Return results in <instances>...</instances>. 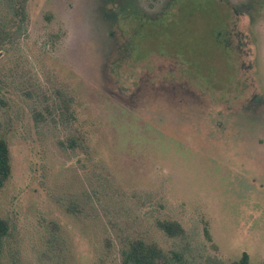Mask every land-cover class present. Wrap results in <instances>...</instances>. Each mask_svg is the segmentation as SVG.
<instances>
[{
  "label": "rangeland",
  "instance_id": "obj_1",
  "mask_svg": "<svg viewBox=\"0 0 264 264\" xmlns=\"http://www.w3.org/2000/svg\"><path fill=\"white\" fill-rule=\"evenodd\" d=\"M228 1L27 0L25 30L0 51L1 264H119L133 232L179 242L155 217L201 255L264 260V0ZM54 87L74 95L84 152L33 119L32 89Z\"/></svg>",
  "mask_w": 264,
  "mask_h": 264
},
{
  "label": "trees",
  "instance_id": "obj_2",
  "mask_svg": "<svg viewBox=\"0 0 264 264\" xmlns=\"http://www.w3.org/2000/svg\"><path fill=\"white\" fill-rule=\"evenodd\" d=\"M176 1V0H173ZM230 3L228 0H221ZM27 0H0V51L5 44H13L20 38L27 23ZM122 14H129L136 18L155 20L161 14L148 15L140 10L128 8ZM131 14V15H130ZM52 91H44L42 94L36 93L32 89L35 97L31 93L28 98H33L30 104L31 113L36 125H44L45 130L62 133L56 136V145L61 149L70 152L71 155L79 151L84 152L89 148V140L86 133L80 126L77 115L75 98L70 94V99L66 102L64 90L56 87ZM55 89V90H54ZM48 115V118L45 116ZM51 124V126H48ZM1 133V132H0ZM11 176L10 151L5 137L0 134V190ZM78 193L70 192V213L75 217L85 215V206L79 199ZM154 226L171 238H179V242L172 247L164 249L154 239H146L141 234L129 233L120 239L118 247L119 264H188L189 261L200 257L202 264H249V256L242 252L240 257L230 262H224L210 255H201L196 245L191 244L187 233L182 225L169 218H154ZM9 233V222L0 217V264L3 255V242ZM204 236L209 239L207 228L204 229ZM264 264V260L260 263Z\"/></svg>",
  "mask_w": 264,
  "mask_h": 264
}]
</instances>
